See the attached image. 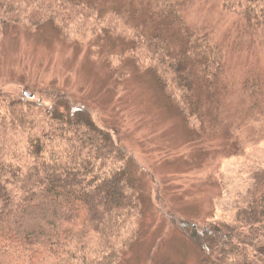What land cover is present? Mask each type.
Listing matches in <instances>:
<instances>
[{"label":"trees","instance_id":"obj_1","mask_svg":"<svg viewBox=\"0 0 264 264\" xmlns=\"http://www.w3.org/2000/svg\"><path fill=\"white\" fill-rule=\"evenodd\" d=\"M192 1L0 0V26L51 23L64 39L119 36L127 58L204 139L218 130L222 99L236 84L228 55L245 42L264 47V0H219L222 14L237 18L235 39L220 22L197 20ZM239 84L253 108L263 78L251 69ZM40 94L0 91V264H120L144 233L142 167L88 106L57 85ZM146 181L164 209L159 186ZM171 219L203 263L264 264V165L228 221Z\"/></svg>","mask_w":264,"mask_h":264},{"label":"rangeland","instance_id":"obj_2","mask_svg":"<svg viewBox=\"0 0 264 264\" xmlns=\"http://www.w3.org/2000/svg\"><path fill=\"white\" fill-rule=\"evenodd\" d=\"M192 9L197 20L207 16L220 22L222 35L238 37L236 16L222 14L219 0H193ZM127 47L113 34L64 39L51 23L0 26V91L40 100L41 89L57 85L136 156L145 177L144 233L120 264H208L171 218L228 221L250 174L264 165V87L251 108L239 84L251 69L264 84V47L245 42L228 55L226 70L236 84L222 99L218 130L204 139L167 102L152 75L127 58ZM149 177L164 209L149 194Z\"/></svg>","mask_w":264,"mask_h":264}]
</instances>
